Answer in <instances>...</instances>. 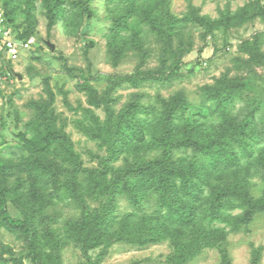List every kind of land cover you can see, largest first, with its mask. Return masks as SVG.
<instances>
[{
	"label": "trees",
	"instance_id": "16d2710c",
	"mask_svg": "<svg viewBox=\"0 0 264 264\" xmlns=\"http://www.w3.org/2000/svg\"><path fill=\"white\" fill-rule=\"evenodd\" d=\"M17 1L2 0L1 4L6 25L18 38L25 39L32 28L22 32L11 27L20 8ZM25 1L28 19L35 0ZM40 1L48 30L59 17L71 29L80 30L83 20L91 16L89 0ZM108 1L113 4L110 12L115 15L117 27L111 41L116 60L132 44L142 49L141 24L155 30L173 53L172 35H179L182 42V28L187 25L201 26L210 33L256 16L264 18V7L252 4L212 19L202 15L190 1L179 18L169 12L170 0ZM129 19H135L138 27L130 38L121 34ZM252 38L242 45L250 63L259 62L262 57L256 51L264 32ZM36 46L37 41L28 52ZM179 48L180 55L186 51L182 46ZM176 71L174 64L170 74ZM163 73L162 69L151 70L147 74L125 76L121 82L137 86L141 81L163 77ZM83 90L88 94L89 104L103 107L105 112V119L101 120L92 109H86L84 119L77 121L85 136L106 146L108 157L101 161V169L82 166L69 136L62 127H57L58 117L51 102L42 101L32 105L31 137L25 132L21 134L20 162H0V225L23 237L32 264H60V251L68 243L66 240L85 255L114 243L145 246L168 240L175 255L167 258V263L186 264L205 248L225 242L229 230L238 231L256 214L264 212V194L255 199L249 190L251 177L264 180V109L255 106L236 109L238 102L249 101L244 80L224 77L213 86L203 87L204 101L199 107H192L184 93H178L161 100L160 111L135 97L118 114L91 86L83 84ZM190 108L194 112L188 117ZM149 143L161 150L158 157L137 156L140 160L124 169L111 165L120 154H139ZM175 152L181 154L176 157ZM9 196L21 212V219L8 211ZM100 197L108 200L92 212L87 199L96 201ZM118 198H125L132 207L120 218L115 216ZM61 202L73 203L79 216L65 219L63 231L58 235L51 228L56 218L48 215V210ZM152 202L155 207L146 212V205ZM6 251L2 244L0 264H24L19 257H3ZM105 252L98 254L95 264L101 262ZM259 259L260 250L253 249L251 264H258Z\"/></svg>",
	"mask_w": 264,
	"mask_h": 264
},
{
	"label": "rangeland",
	"instance_id": "374dc122",
	"mask_svg": "<svg viewBox=\"0 0 264 264\" xmlns=\"http://www.w3.org/2000/svg\"><path fill=\"white\" fill-rule=\"evenodd\" d=\"M189 1L200 9L202 15L212 19H219L224 13L233 14L248 4L264 7V0H170L169 12L181 17L187 11ZM17 2L20 8L13 16L11 27L22 32L27 27L32 28L29 29L32 32L30 36L36 38L37 46L31 52L24 53L16 63H7V66L0 64L1 71L7 69L11 72L10 77L0 80V162H20L21 134L25 132L27 137H31L32 105L42 101L51 102V108L58 117L57 127H62L69 136L82 166L101 169V161L108 157L107 148L101 142L85 136L77 127V121L84 119L86 109H92L101 120L105 119V112L103 107L95 108L89 104L83 84L91 86L98 97L104 96L114 113L118 114L135 97L160 111V101L178 93H184L192 107H199L204 101L202 88L213 86L218 80L228 77L246 83L245 93L249 101L238 102L236 109L254 106L264 109V38L257 45L256 55L262 56L259 62L250 63V56L242 50L245 40H252L255 34L264 32L263 17L256 16L240 25L221 26L210 33H206L201 26L187 25L182 28V42L179 35H172L173 53L168 51L155 30L141 24L139 36L142 49L132 44L116 60L111 41L117 27L113 21L115 15L110 12L113 4L108 0H89L91 16L83 20L80 30L71 29L62 17L48 30L40 0L33 3L32 15L28 19L26 1ZM136 23L135 19L127 20L125 29L121 31L122 36L130 38L138 28L135 27ZM47 41L54 45L53 50L46 45ZM181 46L186 51L180 55ZM174 64L177 71L173 75L170 69ZM159 69L164 71L163 77L141 81L137 86L131 82H121L125 76L147 74ZM256 101L259 103L256 104ZM193 112L194 109L190 108L186 116H192ZM160 153L158 147L149 143L139 154H120L111 165L124 169L139 161L137 156L154 159ZM180 154L175 152L176 157ZM13 180L14 177L11 178ZM249 190L253 198L261 197L264 194V180L251 177ZM107 200V197H100L96 201L87 199V205L93 212ZM154 207L152 202L144 210L150 212ZM7 208L11 216L22 218L10 196ZM131 210L125 198L117 199V218ZM48 215L56 218L51 228L59 235L63 231L64 220L78 217L79 209L73 203L61 202L50 208ZM66 242L60 251V264H95L98 254H103L106 249L99 247L85 255L74 243ZM2 244L7 249L3 257H19L24 264H32L23 237L11 234L0 225V247ZM253 249L260 250L258 264H264V212L256 214L249 224L238 231L229 230L225 242L205 248L186 264H251ZM174 255L175 248L168 240L145 246L114 243L106 249L98 264H168L167 258Z\"/></svg>",
	"mask_w": 264,
	"mask_h": 264
},
{
	"label": "built area",
	"instance_id": "2783aa9c",
	"mask_svg": "<svg viewBox=\"0 0 264 264\" xmlns=\"http://www.w3.org/2000/svg\"><path fill=\"white\" fill-rule=\"evenodd\" d=\"M0 0V64L7 66V63L20 61L24 53H27L36 43L34 36L20 39L17 34L6 25L4 10ZM0 65V69H1ZM7 68V67H5ZM11 72L5 69L0 70V80L10 77Z\"/></svg>",
	"mask_w": 264,
	"mask_h": 264
},
{
	"label": "water",
	"instance_id": "95a60500",
	"mask_svg": "<svg viewBox=\"0 0 264 264\" xmlns=\"http://www.w3.org/2000/svg\"><path fill=\"white\" fill-rule=\"evenodd\" d=\"M46 45L49 46L51 48V50L54 49V45L50 41H47Z\"/></svg>",
	"mask_w": 264,
	"mask_h": 264
}]
</instances>
